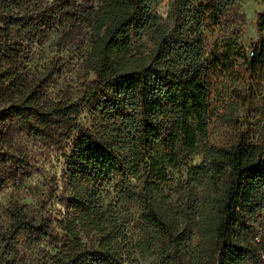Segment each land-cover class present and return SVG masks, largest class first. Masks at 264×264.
<instances>
[{"label": "trees", "instance_id": "trees-1", "mask_svg": "<svg viewBox=\"0 0 264 264\" xmlns=\"http://www.w3.org/2000/svg\"><path fill=\"white\" fill-rule=\"evenodd\" d=\"M27 1L0 0V164L16 158L8 152L9 122L46 146L68 148L72 140L58 195L66 213L54 221L10 201L0 264H138L136 252L157 264H264V227L260 235L254 228L264 217V126L256 137L236 117L241 107L264 120V36L239 64L230 51L207 59L205 31L222 26L236 0H171L172 28L152 12L164 0L82 8L79 0H53L41 25L78 20L89 29L84 65L94 78L85 83L86 107L49 100L43 81L27 80L29 30L15 11ZM257 24L262 32L264 13ZM222 80L234 89L218 116L213 92ZM85 110L93 116L89 127L79 122ZM215 117L234 122L227 142H209ZM197 154L200 164L173 185L168 170ZM115 176L123 178L120 198L139 209L135 242L102 205L101 186ZM44 242L54 251L27 262L20 247Z\"/></svg>", "mask_w": 264, "mask_h": 264}, {"label": "rangeland", "instance_id": "rangeland-1", "mask_svg": "<svg viewBox=\"0 0 264 264\" xmlns=\"http://www.w3.org/2000/svg\"><path fill=\"white\" fill-rule=\"evenodd\" d=\"M102 0H79L84 5L97 7ZM53 0H28L21 9H16L19 17H24L29 35L23 39L22 59L24 71L28 81L40 79L46 87L47 98L59 100L71 98L86 107L84 91L85 83L92 80V74L86 77L84 65L85 56L89 50V29L78 20H71L52 28L41 25L40 17ZM171 0H164L154 5L152 12L172 28L168 19ZM80 8V9H81ZM264 13V0H236L235 6L229 9L224 17L223 25L205 31L208 43L207 59L214 60L221 53L230 51L231 59L238 64L242 62L241 55L251 54L250 46L258 43L264 30L260 32L257 24L258 14ZM246 86L241 85L237 92L246 94ZM234 86L228 80H222L213 92L216 102V115L220 116L227 103L231 100ZM259 104L264 105V81L258 96ZM6 106L5 100L0 99V111ZM238 127H250L254 136H258L264 120L253 114L248 118L246 109L239 108L237 116ZM213 119L210 128L209 142L224 143L233 136L235 126L233 123ZM93 116L83 111L80 124L89 127ZM236 124V123H235ZM19 126L9 122L5 126L11 147L8 152L15 155V159L7 164H0V254L2 251V238L9 228L7 208L10 201L18 200L26 205L29 211H35L38 216L60 221L66 213L65 207L59 202L58 195L62 187L66 159L70 152L72 140L68 148H55L46 146L37 139L26 134H19ZM21 158L19 160L18 158ZM202 160V154L192 156L185 166L178 169H169L168 176L173 185L186 180L187 172L191 167L197 166ZM133 180V179H132ZM123 178L112 177L109 183L102 184V205L117 217L122 224L126 236L132 242L139 237L136 228L139 209L136 205L124 202L120 198L119 190ZM264 227L263 215L254 223L259 235ZM54 251V248L44 242L32 250L20 247L21 254L27 262H37L42 257L41 250ZM138 264H157L155 258L141 257L138 252L134 254Z\"/></svg>", "mask_w": 264, "mask_h": 264}, {"label": "built area", "instance_id": "built-area-1", "mask_svg": "<svg viewBox=\"0 0 264 264\" xmlns=\"http://www.w3.org/2000/svg\"><path fill=\"white\" fill-rule=\"evenodd\" d=\"M252 54V53H251Z\"/></svg>", "mask_w": 264, "mask_h": 264}]
</instances>
